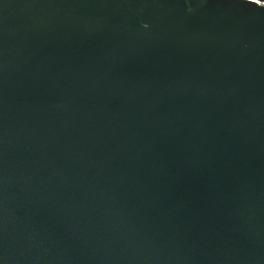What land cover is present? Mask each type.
<instances>
[{"label":"water","instance_id":"1","mask_svg":"<svg viewBox=\"0 0 264 264\" xmlns=\"http://www.w3.org/2000/svg\"><path fill=\"white\" fill-rule=\"evenodd\" d=\"M0 264H264V8L0 0Z\"/></svg>","mask_w":264,"mask_h":264},{"label":"snow or ice","instance_id":"2","mask_svg":"<svg viewBox=\"0 0 264 264\" xmlns=\"http://www.w3.org/2000/svg\"><path fill=\"white\" fill-rule=\"evenodd\" d=\"M254 3L264 8V0H254Z\"/></svg>","mask_w":264,"mask_h":264},{"label":"built area","instance_id":"3","mask_svg":"<svg viewBox=\"0 0 264 264\" xmlns=\"http://www.w3.org/2000/svg\"><path fill=\"white\" fill-rule=\"evenodd\" d=\"M254 1V0H253Z\"/></svg>","mask_w":264,"mask_h":264}]
</instances>
